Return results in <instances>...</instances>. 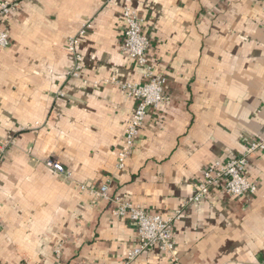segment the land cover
I'll list each match as a JSON object with an SVG mask.
<instances>
[{
	"label": "crops",
	"instance_id": "crops-1",
	"mask_svg": "<svg viewBox=\"0 0 264 264\" xmlns=\"http://www.w3.org/2000/svg\"><path fill=\"white\" fill-rule=\"evenodd\" d=\"M127 6L144 19L168 101L150 110L117 170L137 102L112 81H145L123 50ZM88 20L72 77L67 40ZM4 27L0 141L14 144L0 163V264H124L136 225L79 188L107 183L148 211H183L173 232L179 264H264V152L245 171L256 194L218 187L188 202L214 162L264 139V0H23ZM130 264L174 263L153 248Z\"/></svg>",
	"mask_w": 264,
	"mask_h": 264
},
{
	"label": "built area",
	"instance_id": "built-area-1",
	"mask_svg": "<svg viewBox=\"0 0 264 264\" xmlns=\"http://www.w3.org/2000/svg\"><path fill=\"white\" fill-rule=\"evenodd\" d=\"M23 0H8L0 4V49L10 46V37L4 27L6 18L17 11ZM126 23L125 40L123 50L144 69V82H121L113 80L128 96L137 102L136 110L131 121L125 129V142L117 154V170L127 167L135 148L136 140L142 130L151 109H157L168 101L165 93V78L158 73L153 64L147 58L150 41L143 32L144 19L142 16L127 6L124 8ZM88 20L76 36L67 40V50L75 59V67L69 72L72 77H79L82 56L79 53L80 39L90 26ZM14 142L0 141V163L4 159L5 152ZM264 152V139L253 138L250 140L247 150L233 160L216 161L205 171L202 180L197 184L195 193L188 202H199L206 199L212 189L222 187L224 193L231 197H243L257 193V186L245 176L249 159L254 154ZM57 174L70 179L72 176L58 161L50 160L46 163ZM83 192L89 193L96 202L106 201L112 205V214L116 218H126L132 221L138 232V243L127 255L124 264L135 261L146 250L158 248L166 253L174 264H179L178 251L174 241V226L181 219L183 211L166 216L161 213L148 211L130 200L112 194L109 183L95 189L86 184H79ZM62 253V246L56 250L57 256Z\"/></svg>",
	"mask_w": 264,
	"mask_h": 264
}]
</instances>
